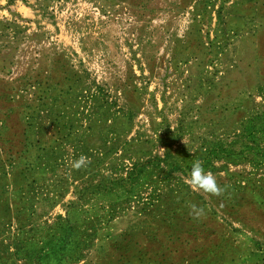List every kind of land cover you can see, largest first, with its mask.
<instances>
[{
    "label": "rangeland",
    "instance_id": "rangeland-1",
    "mask_svg": "<svg viewBox=\"0 0 264 264\" xmlns=\"http://www.w3.org/2000/svg\"><path fill=\"white\" fill-rule=\"evenodd\" d=\"M0 264H264V0H0Z\"/></svg>",
    "mask_w": 264,
    "mask_h": 264
},
{
    "label": "clouds",
    "instance_id": "clouds-1",
    "mask_svg": "<svg viewBox=\"0 0 264 264\" xmlns=\"http://www.w3.org/2000/svg\"><path fill=\"white\" fill-rule=\"evenodd\" d=\"M88 163V159L81 155L78 159L72 162V167L79 169L86 166ZM186 182L189 183L194 190H203L204 192L213 195H219L222 191L217 183V178L211 172L205 171L200 160H195L192 163L190 179ZM191 207L194 217L199 218L204 215V209L202 207H197L196 205H192Z\"/></svg>",
    "mask_w": 264,
    "mask_h": 264
}]
</instances>
